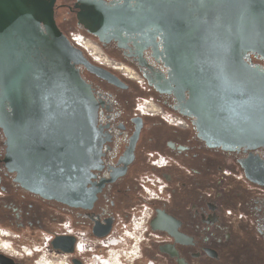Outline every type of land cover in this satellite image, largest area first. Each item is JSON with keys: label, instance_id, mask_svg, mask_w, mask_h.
Instances as JSON below:
<instances>
[{"label": "flooded vegetation", "instance_id": "obj_1", "mask_svg": "<svg viewBox=\"0 0 264 264\" xmlns=\"http://www.w3.org/2000/svg\"><path fill=\"white\" fill-rule=\"evenodd\" d=\"M103 12L108 14L96 20ZM146 16V0H56L54 17L60 31L69 40L71 33L84 36L97 56L83 51L86 59L118 81L114 84L78 66L93 90L101 140V168L91 172L87 188L106 185L100 202L91 208H69L27 188L19 179V168L12 170L7 164V137L0 122V264H264V147H209L199 138L194 118L183 114L189 95L179 100L150 84L165 88L170 70L163 41L148 37L155 30L147 26ZM97 59L125 66L144 80V88L97 64ZM146 98L185 125L173 127L161 118L136 114ZM7 111L13 118L18 159L61 157L60 144H52L49 155L34 153L42 151L43 137L56 140L61 132L49 124L19 126V116ZM19 139L27 154L19 153ZM150 153L166 159L165 168L156 171L165 185V200L152 204L158 230L131 254L129 242L117 240L112 232L116 218L139 203V181L154 170ZM115 176L119 177L114 183L107 182ZM108 219L110 233L99 238L103 245L91 250H78L77 238L65 231L70 222L76 231L94 236L95 225Z\"/></svg>", "mask_w": 264, "mask_h": 264}, {"label": "water", "instance_id": "obj_2", "mask_svg": "<svg viewBox=\"0 0 264 264\" xmlns=\"http://www.w3.org/2000/svg\"><path fill=\"white\" fill-rule=\"evenodd\" d=\"M146 1L147 26L155 30L148 37L161 38L170 70L165 88L150 84L179 100L189 95L183 114L194 118L199 138L209 147L226 151L264 147V0ZM55 3L0 0V122L7 137L6 161L10 169L19 168L24 186L46 199L69 208H91L100 202L106 183L87 188L91 172L101 168V140L93 90L78 66L114 84L118 81L91 64L60 31ZM254 58L263 65L255 64ZM7 108L19 116V126L49 124L61 132L56 140L43 137L42 151H34L49 155V147L60 144L61 157L18 159ZM136 140L137 135L133 144ZM22 141L19 153L27 154ZM119 176L107 182L114 183ZM111 228V219L98 222L93 234L103 238ZM151 228L158 230L156 219Z\"/></svg>", "mask_w": 264, "mask_h": 264}, {"label": "built area", "instance_id": "obj_3", "mask_svg": "<svg viewBox=\"0 0 264 264\" xmlns=\"http://www.w3.org/2000/svg\"><path fill=\"white\" fill-rule=\"evenodd\" d=\"M70 40L75 46L87 52L93 58L97 57L92 48L86 47V45L90 43L81 34L71 33ZM97 60V64L113 68L121 72L128 78L135 80L142 88H144V80L131 70H128L125 66H114L108 62H103L99 59ZM136 114L143 117L161 118L165 123L173 127H183L185 125L181 118L157 108L153 100L150 98L143 99L142 102L137 105ZM148 162L154 170L152 173L142 177L139 181V203L131 207L126 216H118L116 218V224L112 232L113 236H115L117 240L129 242L131 254L139 252L142 245L149 241L150 236L154 235L151 229V222L154 217L152 204L165 200V185L156 171H160L165 168L166 159L159 154L150 153L148 155ZM65 231L67 234L73 235L77 238L78 250L86 251L87 249L91 250V247L95 248L103 245L101 239L94 237L91 231H76L73 227H71L70 222L65 224Z\"/></svg>", "mask_w": 264, "mask_h": 264}, {"label": "bare ground", "instance_id": "obj_4", "mask_svg": "<svg viewBox=\"0 0 264 264\" xmlns=\"http://www.w3.org/2000/svg\"><path fill=\"white\" fill-rule=\"evenodd\" d=\"M86 47L92 48L94 50V47L91 44H87Z\"/></svg>", "mask_w": 264, "mask_h": 264}]
</instances>
